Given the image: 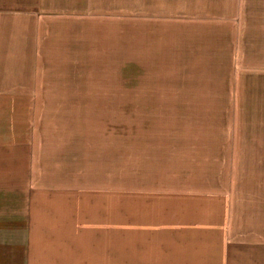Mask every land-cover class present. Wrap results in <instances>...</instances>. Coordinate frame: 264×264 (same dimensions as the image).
<instances>
[{
    "label": "rangeland",
    "instance_id": "obj_1",
    "mask_svg": "<svg viewBox=\"0 0 264 264\" xmlns=\"http://www.w3.org/2000/svg\"><path fill=\"white\" fill-rule=\"evenodd\" d=\"M0 264H264V0H0Z\"/></svg>",
    "mask_w": 264,
    "mask_h": 264
},
{
    "label": "crops",
    "instance_id": "obj_2",
    "mask_svg": "<svg viewBox=\"0 0 264 264\" xmlns=\"http://www.w3.org/2000/svg\"><path fill=\"white\" fill-rule=\"evenodd\" d=\"M144 131H146V132H144ZM139 136L140 137L137 140V142H138L137 145L139 147L137 149L138 150L137 155H136L137 159H136V162H135L137 167L139 166V168H141V166L143 164V160L148 161L149 164H153L155 162H157L159 164H162L161 163L162 161H167L166 159H168V160L171 161L172 167H174V168L178 167L179 168L175 172L172 173L173 174V178L176 180V183L177 182H179V184L182 183V184H184V186L190 185L191 182L193 183L192 185H190L191 187H190V189L188 191L191 195L190 196L186 195L185 199H189L190 197L192 198V196L194 197V196L198 195V196H201L200 200L203 202L202 199L204 197L205 198L206 197L207 198H211V197L219 196V195L214 194L212 192V190H210L208 192H205V193L202 192L203 190L206 191V188H208L207 186L204 189L203 188L202 189L192 188V187H194V179H191V180H189L190 178L187 179L186 170L180 171V169L182 170V168H180V167H184L183 164H184V160H185V158H183V155H182V152H181V147L183 145L187 146V144H186L187 143V139L190 138L189 136L186 137V134L183 132V130H143L142 133L141 132L139 133ZM177 136H179V137H177ZM141 137H145V138L141 140L140 139ZM149 150L152 151V154L147 152ZM77 157H78L77 155L74 156L75 159H77ZM100 157H103V154H101ZM107 158L109 159V156L108 157L106 156V158L100 159V160H102L103 162H106V161H108ZM120 159H122V158L120 157ZM123 159H124L123 162H128V158L126 159V158L123 157ZM215 161H217V160H215ZM131 163H133V162H131ZM185 167H187V165H185ZM28 171H29V169H28ZM138 176L139 177L143 176L141 174L140 170H139ZM178 176H180L182 178H180ZM28 180H29V182H32V177L28 178ZM196 182H199V181H196ZM85 184L87 186H90L87 182H85ZM95 189L99 190V191H106V192H103L106 195H109L108 192H110V191H112L114 189H115V191H120L119 188L109 187L106 184L100 185L98 188H95ZM208 189H210V188H208ZM91 190H94V189H91ZM107 190H110V191H107ZM175 190H176V188L173 191H175ZM65 192L67 193V191H65ZM147 192H149V191H146V192H143V193L147 194ZM34 193H31L30 195L26 196V198L28 199V206H27V212L24 214L25 215L24 219L19 216V217L14 218L13 221L11 222V223H14L16 229H17L18 226H20V225H22V223H24L25 224V226H24L25 227L24 228L25 231H29L30 232L31 225L33 223V216H32V213L30 214L29 210H31L33 205H34V202H33V194ZM100 193H102V192H100ZM94 194H97V192L94 193ZM51 195H55V194H51ZM141 195L142 194H136L137 197H139ZM13 197L18 198V192H15ZM68 197L69 196L62 197L63 201H61V202H64V204H65L66 199H69ZM194 199H197V197L194 198ZM78 214L80 215V211L78 212ZM63 218L64 219L60 218V220L58 218L57 222L59 220L58 224L62 226V228H63L62 230H65L68 227H70V226H67V225L70 223L71 219H70V217H66V216H64ZM20 228L21 227H19V229ZM29 241H30V235L28 237V242ZM67 245L72 246L71 244H67ZM27 246H29L28 243H27ZM27 252H28V250L26 251V256H27ZM26 262H27V259H26Z\"/></svg>",
    "mask_w": 264,
    "mask_h": 264
}]
</instances>
